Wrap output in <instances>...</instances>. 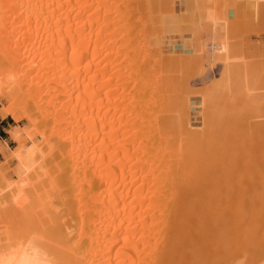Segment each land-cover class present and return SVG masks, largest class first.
<instances>
[{
    "label": "bare ground",
    "instance_id": "1",
    "mask_svg": "<svg viewBox=\"0 0 264 264\" xmlns=\"http://www.w3.org/2000/svg\"><path fill=\"white\" fill-rule=\"evenodd\" d=\"M135 10L132 0H0V94L15 101L0 116L18 120L22 104L44 126L42 147L20 145L15 179L0 186V210L14 184L28 207L13 213L26 230L0 227V264H264V178L230 186L222 151L193 131L189 107L164 109V67L136 45L129 20L135 33L145 19Z\"/></svg>",
    "mask_w": 264,
    "mask_h": 264
},
{
    "label": "rangeland",
    "instance_id": "2",
    "mask_svg": "<svg viewBox=\"0 0 264 264\" xmlns=\"http://www.w3.org/2000/svg\"><path fill=\"white\" fill-rule=\"evenodd\" d=\"M140 1L142 2L141 4L138 3L137 0H132L133 5H135L136 10L133 11V13H130V17H131V15H135V14L139 15L140 14V15H142L141 18L143 17L145 19L144 20L145 24L142 21H141L142 24H139L140 20L139 21L137 20L138 24L142 27H140L138 25V28L140 31L138 30L139 31L138 32L136 30L135 33H134V30L137 29L136 28L137 23L135 21L129 20V23L131 25L129 27L130 28L133 27L132 35L134 34V36L136 37V39H137L136 42L138 43L140 41L138 43L139 45L137 43H136V45L140 46V47H144L145 49H143V48L142 49L145 52H147V53H145V54H147V56H146L147 61L146 62L151 63L152 60H156L158 58L159 63L161 62L160 64H163V66L162 65L160 66V67H164V68H162L163 70H160V73H161V76L163 75L161 78V82L163 81L164 83L163 82L160 83V87H161L160 89L161 90L163 89V91L160 90V92H161V94L163 92H166V93H163L161 96L163 97L165 95L164 98L165 99L167 98L166 100L164 99L165 100L164 102H162L163 105H166V103H167V106L165 108L164 107L163 108L166 109L169 106L168 111H182V109L187 110V109H185V107H187V108L189 107L188 108V114H189L188 117L190 120V124L193 126V127L192 126L191 127L194 128L193 131H195V130L197 132L201 131V133L198 134L200 136H202L203 134L206 136V133L208 132V135L206 136L207 138L205 137L207 142L210 140L208 142V144L209 143H211V144H209L208 146H212V145H213V147L217 146V149L220 148L218 150L222 151V153L224 154L223 155L220 152V154H222V155H220V157L222 159H225L224 160V166L225 165L226 166L224 167V172H225L224 176H226V180H228V182L230 184L233 181L236 182V180L238 179L237 181H239V182H236V183H238L240 187L236 186L238 184L234 185L235 182L230 184V186L231 185H233L234 187L236 186L237 188L235 187V189H238V190L240 188L243 190H245L244 188H246V190H248V189H250V187H251V189H253V186L258 185L257 184L259 182L258 178H261V176H262V178H264V175H262V174H264V168H262V167H264V163H262V162H264V158H262V157H264V138H262V137H264V123H262V122H264V111H262V110H264V51L253 52L252 50H250L248 44L243 39V35L238 34L235 31L230 30L229 24L227 23V21H224L218 15H216V17L214 19L212 18L213 16H211V18H210L211 21L208 24H206L205 26L203 25L202 27H200V26L196 25V27H195L193 25L194 27H192V26H190L189 21L181 20L177 16H175V14H174V0H165V1L163 0L164 5L162 4V0H160V1L157 0L156 2H155V0H149V1L148 0H140ZM197 1H200L203 5H205L208 10L214 11L216 13L222 11V8L226 7L227 5H231V3H232V2H228V0H197ZM244 1H249V3L256 5V7L260 3L259 0H252V1L251 0H244ZM143 2H144V4H143ZM238 2H240V1H238ZM169 6H171V7H169ZM136 7H138V9ZM161 8L163 10H161ZM165 9H166V11H165ZM151 15H152V17H151ZM133 17H132V19H133ZM135 17L138 19L140 18L139 16H135ZM135 17L133 20H136ZM143 18H142V20H143ZM149 20H150V22H148ZM168 23H170V24L168 25ZM151 25H153L154 27ZM150 26H151V28H150ZM140 28H142V30ZM183 28H185V29H183ZM145 30H148V31H145ZM138 33H139V35H138ZM183 33H190V34H192V37L190 39H183L186 51L185 50L184 51H176L174 49L175 48L174 36L175 35H182ZM144 35H146L147 37ZM139 36H141V37L137 38ZM186 36H188V35H186ZM144 37H146V38H144ZM146 41H147V43H146ZM144 42H145V44H144ZM141 43L143 44V46ZM151 43H152V45H154L153 51L151 48L152 47ZM151 53H153V54H151ZM199 53L201 54V56ZM158 54H159V56H158ZM185 54L188 55L189 58ZM170 55H171V57H170ZM176 55H178V56L180 55V56L178 57ZM183 55L186 56V58L183 57ZM147 57H150V58H147ZM191 57H192V59H191ZM153 58H155V59H153ZM171 59L175 60L174 64H172L173 66L170 64L171 62L173 63V60L170 61ZM176 59H177V61H176ZM176 64H178V65H176ZM202 65H203V67H202ZM175 66H176V68H175ZM229 66L232 69H230V70H229V68L226 69ZM174 68H175V70H174ZM222 68L226 71L223 72ZM234 70H236V71H234ZM245 72L246 73L248 72L249 74L248 73L246 74ZM222 73L225 74V76ZM164 74H166V75H164ZM172 75H174V76H172ZM164 76H165V78H164ZM226 76H227V78H225ZM5 80H6L5 77L3 75L1 76V72H0V81L4 82ZM164 80L165 81L167 80V81L165 82ZM168 81H169V83H168ZM234 82H237V83L234 84ZM186 85H188V86H186ZM234 86L237 87V89ZM179 87H180V89H179ZM203 91H204V93H202ZM160 92H159V94H160ZM183 92H185V93H183ZM246 94H247V96H246ZM185 96H186V99L184 98ZM187 96L191 97V100ZM252 96H254L255 99ZM186 100L188 102H186ZM260 101H261V103H260ZM183 102H186V103H183ZM13 103H15V101H13L12 99H9L6 95L0 94V110L8 107L9 105H12ZM181 103H182V106H183V104H185L186 106H184V108H182ZM201 104H202V106H201ZM19 106H21V107H19ZM22 108L27 110V107L25 105L18 104V107L16 109L17 111H15L17 116L19 117L18 120H16L11 115H7L4 118H2L0 116V119H4V121H5V123L3 122V124L0 123V127H1V125H3L6 128V130L4 132L0 130V137L4 138L6 140V142L5 141L0 142V180H3V181H0V186H3L6 183V181L9 182V181L15 179L14 169L16 167L17 162L13 156V153L19 149L20 145H24V146L28 147V146H31L33 144L34 145L35 144L41 145V143H42V138H41V136H39L40 134H38V131H42L41 128H44V126H41V128L38 129V127H36L34 125L36 123V122L34 123V120L30 121L27 118H25L26 113H25V110H23ZM174 108L175 109L177 108V109L175 110ZM260 109H261V111H260ZM217 111H218V114H217ZM258 111H260V112H258ZM235 112H239V113H235ZM203 113H205V114H203ZM253 114L256 116H253ZM203 116H205V117L203 118ZM232 116H233V118H232ZM249 116H250V118H249ZM47 118H49V117H47ZM203 119H204V122H203ZM239 119H240V121H239ZM208 120L210 123L208 122ZM225 120H226V123H225ZM241 121H243L244 123H242ZM239 123H240V125H239ZM203 124H205V126ZM197 127L201 128V130L198 129ZM203 129H204V131H202ZM223 129H225L226 132ZM220 130H222V131H220ZM11 131H17L18 132V137L20 140L19 142L13 140V138L10 135ZM211 132L212 133L214 132L213 133L214 135ZM215 134H216V136H215ZM218 135H220L221 137ZM240 136H242V137H240ZM208 137H209V139H208ZM237 139L239 140V142ZM234 140H235V142H234ZM212 141L213 142L215 141L216 143H219V144H216L215 142L213 144ZM249 141H251V142H249ZM230 142L232 143V145ZM197 143L200 144L199 142H197ZM225 143H226V146H225ZM238 143H239V145H238ZM42 145L39 147H42ZM249 149H250V151H249ZM246 152H249V153L251 152V153L249 154ZM242 153H243V155H242ZM233 154H234V156H233ZM235 154H236V156H235ZM255 154L259 155L262 160H260L259 156L257 157L258 158L257 159L256 158L257 155H255ZM231 155L233 157L230 159ZM238 155L240 156V158L238 157ZM248 155H250V156H248ZM245 156H247L246 157L247 159L245 158ZM237 157H238V159H237ZM248 157H249V159L254 157V160L250 159V162H249ZM235 158H236V163H235V160H233ZM244 158L247 161H244L243 160ZM227 159H228V161H226ZM240 159L243 161L241 163H243L242 165L245 167H243L241 165V163L238 162ZM225 161H226V163H225ZM231 162H233V163H231ZM255 162L256 163L259 162V164L257 165V164H255ZM239 163H240L241 168L239 166ZM260 164L262 166H260ZM236 165H238V166H236ZM250 165L252 167L255 165V167H253L254 172L256 171L254 174L252 172L253 168H251ZM228 166H229V169H227ZM233 166H234V170L237 172V173L235 172L236 176L238 175V177H235V175L233 173ZM242 167H243V169H242ZM248 168H250V169H248ZM245 169H246V171H244ZM226 170H229V171H226ZM238 171L241 172L242 174L238 173ZM249 171H251V173ZM260 171H262V172H260ZM228 172H230V173L228 174ZM245 173H247V176ZM248 173H249V175H248ZM231 174H233L234 176H232V177L229 176L230 179H228V175H231ZM255 174H256V176H255ZM241 175H242V177L245 176V177H243V182H245L243 184L241 181L242 178L240 177ZM246 177L247 178L249 177V178L247 180H244ZM231 178H235V179L237 178V179L236 180L233 179L230 182L229 180H231ZM262 178H261V180H262ZM247 181H249V182H247ZM1 182H2V184H1ZM15 183H17V182H15ZM261 183H264V182H261ZM241 185H243V186H241ZM13 186H16V185L14 184ZM233 186H232V189H234ZM12 187L9 189L12 191L8 190L9 193L4 192L5 193L4 196L6 197L5 201L7 203L5 201L4 202L6 203V205L9 204L12 206V204H13L14 207L16 205H17L16 207H18V206H19V208L21 207V209H20L21 211L18 212L19 208H18V210H16V207H15V209H13L12 208L13 206L12 207L7 206L8 208H6V207H4V205H5V203H4V205L2 207H4L5 210L3 209V211L2 210H0V211H2L1 212L2 215H4V214L5 215L3 216L4 217L3 218L2 215L0 214L1 215L0 216L1 217L0 222L2 221L0 223V227L2 229L3 227L8 228L9 226L14 225L13 226L14 228H15V226L17 227L16 231L19 229L20 230L22 229L24 231V230H26L25 229V227H26V223H25L26 218L25 217L26 216L24 217L25 221H24V218L22 216L24 214H26V213H24V210L26 211V209H28V207L24 204L22 205V203L20 204V201L17 202V199L19 198L17 191L13 192V190H16V187L13 189H12ZM16 194H17V196H16ZM13 200L15 202H13ZM23 206L25 209L22 208ZM9 208H11V210H9ZM6 210H7V212H6ZM9 211H11V212L13 211L12 215H13V213L14 214L18 213L17 216L20 214L22 215V213H23V215L21 216L22 220L20 217H18V218H20V220L18 218H16V215H13L14 217L10 216L8 214ZM6 213L9 216H7ZM5 217H7V218H5ZM8 217H10V218H8ZM11 218H13V219H11ZM6 224H8V226H6ZM16 224H19V225L17 226ZM24 224H25V226H24ZM11 230H12V232L14 231L13 229H11ZM17 232H19V231H17Z\"/></svg>",
    "mask_w": 264,
    "mask_h": 264
},
{
    "label": "crops",
    "instance_id": "3",
    "mask_svg": "<svg viewBox=\"0 0 264 264\" xmlns=\"http://www.w3.org/2000/svg\"><path fill=\"white\" fill-rule=\"evenodd\" d=\"M243 1L228 0V2H232L231 5H227L222 8V11L216 13L208 10L205 5L197 0H174V14L181 20L189 21L192 27L208 24L211 21V16L214 19L218 15L227 21L230 30L243 35V39L250 50L253 52L264 51V0H259L260 3L257 7L249 1ZM191 37L192 34L190 33L175 35L174 49L184 51L183 39H190ZM3 122L5 123L4 119H0V123L3 124ZM0 130L4 132L6 128L1 125ZM2 141L6 142L4 138L0 137V142Z\"/></svg>",
    "mask_w": 264,
    "mask_h": 264
}]
</instances>
